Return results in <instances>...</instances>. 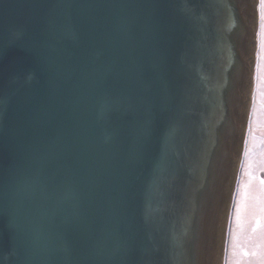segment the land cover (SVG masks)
Returning a JSON list of instances; mask_svg holds the SVG:
<instances>
[{
  "label": "water",
  "instance_id": "obj_1",
  "mask_svg": "<svg viewBox=\"0 0 264 264\" xmlns=\"http://www.w3.org/2000/svg\"><path fill=\"white\" fill-rule=\"evenodd\" d=\"M249 3L0 0V264H211Z\"/></svg>",
  "mask_w": 264,
  "mask_h": 264
},
{
  "label": "rangeland",
  "instance_id": "obj_2",
  "mask_svg": "<svg viewBox=\"0 0 264 264\" xmlns=\"http://www.w3.org/2000/svg\"><path fill=\"white\" fill-rule=\"evenodd\" d=\"M262 13L264 10L261 8V0H258V6L254 11L255 17H258V27L255 34L252 33L250 41L251 57H246L249 79L247 81L246 78L240 112L246 115L248 104H251V108L246 125L243 123L240 130L241 148L237 156L235 148L232 151L233 164L230 167L232 177L228 202L231 199L237 169L238 172L226 228L222 264H264V184L261 183L264 181V20L261 18ZM249 63L253 65L252 70ZM225 212L227 213V210ZM220 223H223V218H220Z\"/></svg>",
  "mask_w": 264,
  "mask_h": 264
},
{
  "label": "bare ground",
  "instance_id": "obj_3",
  "mask_svg": "<svg viewBox=\"0 0 264 264\" xmlns=\"http://www.w3.org/2000/svg\"><path fill=\"white\" fill-rule=\"evenodd\" d=\"M257 6H258V0H250L249 7L247 8V10L244 11L247 19L249 18V28H251V31L254 34H255L257 27H258V21H257L258 17H255V14H254V11L257 8ZM239 42L242 43L241 36L239 37ZM249 67H250V70L253 69L252 63H249ZM251 91H252V87H251ZM243 96H244V93H243ZM250 108H251V104H248V106H247L248 112L246 111V115L243 116L245 125H246V122H247V119H248V116L250 113ZM245 110H246V107H245ZM232 159H233V157H232ZM239 160L237 162L238 165H239ZM237 172H238V169L235 172V178L233 180L234 186L232 188V193L230 196L231 199L229 200V202H227V204L225 206V210H223L224 209V202L226 201L224 194L226 193L225 195L229 196V193L225 191L226 189L223 191V199L218 205L219 216H218L217 228H215L216 231L214 232V239H215L214 245L215 246L213 248L214 252H212L213 263L211 262V264H222V261H223L224 245H225V238H226V228H227L229 213L231 210L232 194H233V190L235 187V179H236ZM225 174H226V172H225ZM231 177H232V172L229 169V171L227 170V176H226L227 181H228V179H231ZM218 209H217V211H218ZM220 210L222 212L221 217H220ZM226 210H227V213L225 212ZM223 212H225L226 214L225 213L223 214ZM224 217H225V219H224ZM220 218H223V223H220Z\"/></svg>",
  "mask_w": 264,
  "mask_h": 264
},
{
  "label": "snow or ice",
  "instance_id": "obj_4",
  "mask_svg": "<svg viewBox=\"0 0 264 264\" xmlns=\"http://www.w3.org/2000/svg\"><path fill=\"white\" fill-rule=\"evenodd\" d=\"M261 8L264 10V0H261ZM262 20H264V13H262ZM262 184H264V181H261Z\"/></svg>",
  "mask_w": 264,
  "mask_h": 264
}]
</instances>
